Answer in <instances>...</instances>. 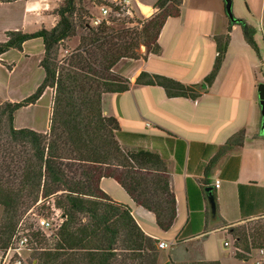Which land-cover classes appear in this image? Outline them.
<instances>
[{"label": "trees", "instance_id": "16d2710c", "mask_svg": "<svg viewBox=\"0 0 264 264\" xmlns=\"http://www.w3.org/2000/svg\"><path fill=\"white\" fill-rule=\"evenodd\" d=\"M12 1L17 0H6ZM81 3L64 0L56 10L58 20L52 29L8 31L7 40L0 42V58L11 50L22 52L25 43L35 39L42 40L44 50L40 61L44 78L36 91L20 102L0 105V206L4 209L0 252L9 248L17 234L23 210L39 204L42 214L47 213L45 219L60 215L64 221L54 233L55 248L41 256L37 264H159V241L148 236L131 208L112 200L100 182L116 181L137 206L154 214L162 232H168L176 220L177 207L166 161L153 152L122 147L119 122L104 116L103 97L130 90L131 82L114 73L119 62L140 59L136 51L141 46L147 53H161V31L168 19L180 16L183 0H157V12L141 28L115 30L106 24L91 27L86 23L84 27L91 34L82 38L84 45L66 64L58 56L62 43L76 36V20H84L76 12ZM234 25L241 27L245 41L259 55L255 28L244 20L229 19V32ZM215 43L217 58L201 85L187 86L146 72L139 75L136 85L159 86L169 98L197 100L215 82L230 35L216 36ZM47 89L54 90L49 131L17 129L16 113L36 105ZM244 136V131L239 132L209 162L206 186L221 155L241 146ZM255 229L229 230L237 259L250 260L255 251L264 249V226ZM38 235L44 237L38 232L32 234L34 240Z\"/></svg>", "mask_w": 264, "mask_h": 264}, {"label": "crops", "instance_id": "0c3cea01", "mask_svg": "<svg viewBox=\"0 0 264 264\" xmlns=\"http://www.w3.org/2000/svg\"><path fill=\"white\" fill-rule=\"evenodd\" d=\"M156 1L136 0L137 4L152 8ZM218 1L219 10L210 11L200 1L193 4L192 0H183L180 16L168 19L161 31V53L155 55L145 49L141 51L144 57L121 62L122 68L119 63L115 71H123L131 82L130 90L103 97V114L119 122L122 147L153 152L166 161L177 207L176 220L168 232H162L154 214L137 206L116 181L100 182L112 200L131 208L134 219L148 236L173 244L171 249L160 250L159 264H249L251 259L235 257L229 228L264 217V135L260 134L258 97L261 81L252 72L264 65V36L262 43L257 37L259 28L262 33L264 28V0H258L257 10L247 9L248 16L257 20L252 26L257 29L259 55L245 41L240 26H232L229 32V18L222 0ZM0 2H23L21 30L33 33L28 29L37 25L41 15L37 14L40 4L36 0ZM227 33L230 43L223 65L213 85L197 100L169 98L159 86L136 85L142 72L187 86L201 85L217 58L215 37ZM31 41H37L43 54L42 40ZM241 131L245 133L242 145L221 155L209 178L210 185L206 186L207 165ZM208 187H213L215 215L206 192ZM218 234L226 235L228 241L217 240Z\"/></svg>", "mask_w": 264, "mask_h": 264}, {"label": "rangeland", "instance_id": "374dc122", "mask_svg": "<svg viewBox=\"0 0 264 264\" xmlns=\"http://www.w3.org/2000/svg\"><path fill=\"white\" fill-rule=\"evenodd\" d=\"M39 3V11L37 14H41L40 17L36 21H38L35 27L29 28L28 31L35 32L41 29H52L58 20L56 16V10L61 6L64 0H36ZM152 1V0H149ZM201 2V6L207 10H219V2L218 0H192L193 4ZM112 2V0H111ZM223 2V0H222ZM112 4L108 0H82V3L77 5V14L78 18H83L84 20L81 22L80 19H77L79 25L77 27L76 36L62 43L60 52H59V60L64 63H68L70 57L75 55V52L78 51L84 45L82 43V38H89L90 31L84 27L86 23H89V26L92 27V19L95 17H101L102 7L104 5ZM23 2H14V3H3L0 2V42H5L7 40L6 33L8 31L13 30H21L22 19H23ZM224 4V3H223ZM38 5V4H37ZM114 5V4H112ZM248 8H247V6ZM259 5L258 0H233V14L235 19L243 20L245 18L249 25H253L256 23V19L252 20L248 16V12L250 8L253 10H257ZM144 6V5H142ZM250 6V7H249ZM225 8V4L223 6ZM142 8V7H141ZM249 11H248V10ZM143 14L139 11L136 2L134 3V12H136L135 18H130L128 16L121 17L117 22H114L107 27L114 28L115 30H123L129 28H141L142 23L151 18L157 10L154 9L151 12L148 10H142ZM243 17V18H240ZM245 21V20H244ZM106 22V21H105ZM246 22V23H247ZM105 24V23H104ZM254 27V26H253ZM255 28V27H254ZM263 28V26H262ZM256 34H257V29ZM228 34V33H227ZM223 34V35H227ZM262 36H264V28L263 33L259 28L258 32V41L262 43ZM37 41H30L25 48L23 53L18 52L16 50H11L6 53L3 57H1L0 61V105L6 102H20L23 99L32 95L38 86L42 83L44 78V72L40 67V61L43 58V54L41 53V47L37 45ZM264 44V42H263ZM145 48L141 46V48L136 51L139 54V57H144L141 54V51H144ZM260 50V49H259ZM132 59H124L121 62H131ZM120 63V68H122V64ZM119 63L117 66H119ZM124 66V64H123ZM115 71V69H114ZM252 72L258 75V81L264 83V65L259 66L257 69H253ZM115 75L124 77L123 71L114 72ZM125 78V77H124ZM53 99H54V90L47 89L39 102L28 108H23L19 110L15 115V127L17 129L28 128L41 133H46L49 131L50 126V118L52 116V108H53ZM261 118V111L259 112ZM105 116V115H104ZM3 213L4 209L0 206V226L3 224ZM47 213L42 214L41 205L36 204L27 208V211L23 210L22 215L18 218L19 225L16 233L22 231L26 234V236L30 239V247L27 250L22 252L20 257L14 256L13 259H20L22 264H37L46 252L49 250H53L55 248V244L57 242L56 235L50 236L45 235L44 237L38 235L37 240H34L33 235L40 233L37 229V221L39 218H44ZM50 219H54L56 223L53 224H62L64 218L59 216H50ZM259 226H264V217L259 218L253 221H249L240 225L232 226L229 228H245L251 232L256 230ZM60 228V227H59ZM55 229V228H54ZM52 229V231H54ZM48 234H50L48 232ZM15 236L13 237L12 242L15 240ZM217 240L219 241H228L226 235L218 234ZM11 242V243H12ZM160 250V249H159ZM258 257L257 252H254L253 258H251V262L249 264H254L256 258ZM164 260H167L166 252L163 255Z\"/></svg>", "mask_w": 264, "mask_h": 264}, {"label": "built area", "instance_id": "2783aa9c", "mask_svg": "<svg viewBox=\"0 0 264 264\" xmlns=\"http://www.w3.org/2000/svg\"><path fill=\"white\" fill-rule=\"evenodd\" d=\"M110 3L114 4H108L104 5L102 7V13L101 17H95L92 19V26L93 27H99L102 24L110 25L111 22H117L121 17L128 16L130 18L136 17V12H134V3L136 0H108ZM136 5L139 9V11L143 14V7L140 4ZM142 7V8H141ZM147 20V19H146ZM106 21V22H105ZM219 181L216 182V187H219ZM56 223L54 219L48 220L45 218H39L37 221V229L42 232L45 235L53 236L56 231H58L61 224H53ZM55 228V229H54ZM54 229V231H52ZM48 232L50 234H48ZM15 240L12 242L9 246V248L3 252H0V264H22L20 259H13L14 256L20 257L22 255V252L24 250L29 249L30 247V239L26 236V234L22 231L18 232V234L15 235ZM226 245L228 243L226 242ZM173 247V244H170L165 241H159L158 248L160 250H167L171 249ZM258 254V257L255 260L254 264H264V249L256 251ZM167 264H173L172 262H168Z\"/></svg>", "mask_w": 264, "mask_h": 264}, {"label": "water", "instance_id": "95a60500", "mask_svg": "<svg viewBox=\"0 0 264 264\" xmlns=\"http://www.w3.org/2000/svg\"><path fill=\"white\" fill-rule=\"evenodd\" d=\"M223 1L225 3V11H226L228 18L231 21H234L235 17H234L233 10H232L233 0H223ZM143 9L152 10L153 8L149 6H144ZM258 97H259V106H260V111H261L260 134L264 135V83H261L258 86ZM212 190H213V187L206 188V192L208 194V199H209L210 206H211V211H212V214L215 215L216 214V204H215V199L212 195Z\"/></svg>", "mask_w": 264, "mask_h": 264}, {"label": "bare ground", "instance_id": "6f19581e", "mask_svg": "<svg viewBox=\"0 0 264 264\" xmlns=\"http://www.w3.org/2000/svg\"><path fill=\"white\" fill-rule=\"evenodd\" d=\"M149 10V9H148Z\"/></svg>", "mask_w": 264, "mask_h": 264}]
</instances>
